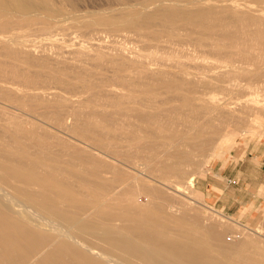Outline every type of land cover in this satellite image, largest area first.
<instances>
[{"label": "bare ground", "instance_id": "6f19581e", "mask_svg": "<svg viewBox=\"0 0 264 264\" xmlns=\"http://www.w3.org/2000/svg\"><path fill=\"white\" fill-rule=\"evenodd\" d=\"M170 1L153 12L146 2L92 12L76 8L75 0H0V132L6 128L20 139H8L6 148L0 144V264H264V223L252 228L235 221L239 241L223 243L221 211L210 206L202 214L186 187L155 179L187 173L186 159L171 161L168 150L175 147L180 156L182 147L198 146L208 128L201 122L208 103L201 101L216 103L226 89L264 85V43L242 45L227 26L229 14L207 8L227 3L200 0L207 9L182 11L174 5L184 0ZM98 25L111 32L131 28L141 43L134 47L145 53L122 46V38L114 44L117 36L99 35ZM25 27L43 32L46 40L35 45L24 39ZM109 40L117 54L133 53V79L131 65L110 55ZM163 49L174 57L154 59L153 52ZM104 64L119 75H96L88 67ZM134 83L179 93L132 96ZM172 101L200 104L194 110ZM245 101L238 139L259 142L264 128L253 123L264 118V103ZM230 134L218 145L232 141L236 133ZM118 136L128 145H120ZM31 148L35 158L27 155Z\"/></svg>", "mask_w": 264, "mask_h": 264}, {"label": "rangeland", "instance_id": "374dc122", "mask_svg": "<svg viewBox=\"0 0 264 264\" xmlns=\"http://www.w3.org/2000/svg\"><path fill=\"white\" fill-rule=\"evenodd\" d=\"M88 1H89V3L86 4ZM165 1L164 0H96V1L95 0H85V1L84 0H75L74 6L76 8H79V9L82 8L83 11H92L93 12V11H96L97 9H104V8L110 7L112 5L124 3V2H129V3L132 2L135 7L140 6L138 3L146 2L148 4V8L151 7V5H152V7L154 5L153 10L149 9V10H147V12H153V11H155L161 7L171 6V4L174 3V1H170V0L169 1L165 0ZM184 1H186V2L189 1L190 3L189 2L186 3ZM184 1H183L184 4L181 3V5H178V4L174 5L175 8L180 9L182 11H184V10L187 11V9H188V11H190V10L195 11V10L208 8V9L212 10L214 14H216V13H219V14H221V13L226 14L227 13V14H229L228 15L229 19L226 21L227 26H230L232 24L231 27L233 28V30L231 29V35L236 37V38L239 37L240 38V39H238L239 41H241L243 39L244 43L240 42L242 45H247L246 43L250 42L251 45L254 44L255 46H260V45H262V43H264V41H262V40H264V15H262V14H264V12H263L264 11V4H263L264 0H217L218 4H223V3H227V4L226 5L211 6L212 9L210 6L209 7L207 6V8L205 6H202L200 0H188V1L184 0ZM77 3H79V4H77ZM157 3L160 5H158ZM232 3H234V4L232 5ZM156 4H157V7L155 6ZM236 4H238L239 6ZM220 6H221L222 10H221ZM114 7H116V6H114ZM202 7H204V8H202ZM223 9H225V10H223ZM227 10H229V11H227ZM233 13H235V14H233ZM257 13H260V15L258 16ZM219 14H217V15H219ZM238 14L240 16H238ZM232 15H234V17L237 16L238 18L237 17L234 18ZM249 15H250V19L248 17ZM230 16L233 18H230ZM127 17L130 20L131 17H133V15L131 16V14H128ZM252 18H254L255 21ZM163 20H164V18L158 17V18H156L155 21L156 22L158 21L160 24L161 22L162 23L164 22ZM243 20H246V22L244 21L246 24L243 22ZM250 20L251 21L253 20L254 22L253 21L251 22ZM248 21H249V24L247 25ZM237 22H239V23H237ZM255 22H257V24H255ZM259 22H260V24H259ZM261 22H262V24H261ZM118 23L119 24L121 23L123 25L124 22L121 21ZM234 23H236L235 25L240 24V26H235ZM243 23L245 24L246 27L243 26L244 25ZM251 24H253V25H251ZM262 25H263V27H262ZM254 26L255 27L260 26L258 29L261 31V33L259 30L255 29ZM98 27H100V28H98ZM98 27H96V28H98V30H101V31H99V35L103 36L104 34H109L110 39H111V35H113L112 36L113 38H115L116 36L118 37V38L116 37V39H118V41H115V43L111 40H109V42L108 41L104 42L105 45H107L106 47H108V48L113 43L116 45H120L122 43V46L124 44L125 45L127 44L126 46H133V47H134V44L135 45L137 44L136 46L141 45V43L138 40H134L137 37L135 35V32H133V31L131 32V28H129V27H122L121 30H123L124 32L120 31V30H118L116 32H111L108 30L109 26H106V25H98ZM27 29L28 28H26V27L20 29V31L23 30L22 32L26 31L25 33H23L25 36L24 39L35 42L34 43L35 45H39L41 42H44L46 40V35H44L43 32H39V31H36L34 29H28V30ZM82 31L84 33L85 32L89 33V31L91 32L92 29L88 30L87 28H83ZM233 31H235V32H233ZM249 31H250V33H249ZM246 33H247V35H246L247 40L245 41V34ZM122 34H124L126 37L124 35L122 36ZM129 34H131V35L129 36ZM236 34H237V36H236ZM240 34H241V36H240ZM248 34H250V35H248ZM93 36H95V37H93L95 40L96 37L98 36V34H97V36L96 35H93ZM123 37H125L126 40H124L125 38L123 39ZM134 37H136V38H134ZM242 37H244V38H242ZM259 37H260V39H259ZM120 38L123 39V41L121 39V43H119ZM255 38H256V40H255ZM261 38H263V39H261ZM250 39H252V41ZM254 40L255 41L260 40L261 42L256 43V42H254ZM89 41H92V39H90ZM113 45H112V47H113ZM116 45H114V46H116ZM248 46H249V44H248ZM140 47H139V49H141V52H139V49L137 50L138 47H136V48L134 47L135 52H137L138 54H144L145 51H143L142 48H140ZM109 50H111V49H109ZM112 50H113V53L110 54L111 56H114V57L118 56V58L122 57L123 61H125L127 64L131 65V79H133V76H134L133 71H135V68H137L136 67L137 64L135 65V63H134L135 58H133V59L131 58V55L133 53H130L131 55H129V54H127L128 50L126 51V56L127 57L130 56V57H128L130 59H128L125 56V54H123V55L117 54L114 51V47L112 48ZM159 51L160 52H158V50L153 52L154 57L152 55H150V58L153 57L154 59H158V60L159 59H165L168 61V56H169V58L173 56V55L170 56V54L167 53V50L163 49V50H159ZM162 51H164L165 52L164 54H166V55H163ZM91 52L94 54L95 51H91ZM156 52H157V54H156ZM146 53H147V51H146ZM147 54H149V53H147ZM154 54L158 55V57H155ZM159 54H160V57H159ZM34 56H37V55L35 54ZM88 67L94 73L97 72V73H95L96 75H107L110 77H112L114 75L115 77L113 76V78H116L119 75L118 72H116L115 70L113 71V69L110 68L109 64H104V66L102 65L99 67L98 66H96V67L88 66ZM102 67H104V68H102ZM126 71L127 72H125V73H128V70H126ZM132 88L134 89V90H132L133 92L131 91L132 96H143V95H145L147 98L155 96V98L158 99L160 97H164L165 94L168 95L171 93H173V94L179 93L177 90H171L170 91V90H164V89H156L155 90V89H152L150 87L145 88L142 85L140 86L137 83L132 84ZM148 92L150 93V95L148 94ZM160 93H161V95H160ZM220 96H221V99H218L216 103L215 102L212 103L210 101L209 102L208 101H201V104H203V105H205L206 102L208 103L205 105L206 107L207 106L208 107H207L206 113H204V115H203V119L201 120V122H203V124H207L208 128H205L203 134H201L199 136V139L197 140V142H198V144H197L198 146H196L197 148L195 146L194 147H182L183 149H181V150H183V151H182L180 156L173 152L175 150V147L172 148L173 150L171 148H170L171 150L170 149L168 150L169 155L173 156V159L171 161L182 160V158L186 159L184 167H185V169H187V173L185 174V176L183 178H176V177L174 178L173 176L170 175L171 173L165 172L166 174H169V177H162V178L157 177L155 179L157 181H160V179H161L162 180L161 182L168 184V185H174L177 183V184L182 185L183 187H186L185 191L192 193L191 194L193 196L192 198H195L194 199V200H196L195 203H196L197 207L199 208L198 211L200 210L199 212L202 214H205V213L208 214L209 209L207 207H210V206L217 211H221L222 214H224V217L221 219L222 220L224 219V220L223 221L220 220L219 225L223 224V225L227 226V229L225 230L224 234L222 235L223 243H227V244L233 243L234 244V243H237L240 239L239 234L236 232V230L239 227L238 223L249 224V225H251V224L253 225V223H254L257 226H263V223H264V216H263L264 214H261L262 213V207L264 206V136H262V138L259 140V142H258V137H255L254 139L250 140L248 143H246L242 139L241 140L238 139L239 135H240L239 137H241L244 134L243 125L240 124V122H239L241 120V116H242L240 109L243 106H245L243 104V102H246L245 101V98H246L247 103H250L251 100L249 101V99L254 98V99L258 100L259 102L264 103V85H258L257 87H251V88H246V89H241V90H236L233 88L232 89H226V91L224 90L223 93L220 94ZM228 100L231 102H229ZM225 101H228L229 104H226ZM235 102H237V103L240 102L241 104L239 103V104L235 105ZM179 103L184 104L186 106L189 105L194 110H196V108H198V105L200 104V103H198V101H193L190 103L185 102V101H178V102L172 101V102H170L169 105H171V104L181 105ZM209 103L210 104L212 103V104L210 105ZM189 106H187V107H189ZM224 107H225V109H224ZM213 108H217L219 111L217 109H213ZM226 108H229V109L226 110ZM211 109H212V111H211ZM226 111H229V112H227V114H226ZM184 112L186 113L187 109ZM246 118L252 119V120L254 119L251 116H246L245 119ZM245 119H244V121H245ZM261 124H263V126ZM253 125L255 127L254 129H256V130L260 127H261V129L264 128V118H262V120H260V119L256 120L255 119ZM214 127L216 128V131L212 130ZM237 131H238V133H237ZM1 132H3V133H1ZM1 132H0L1 133L0 134V144L2 145V147H4V146H5V148L7 147L8 139H11V141L12 140L13 141H17V140L20 141L19 138L17 139L13 135V133L10 130H7L6 128H2ZM230 132L236 133V135L233 136L232 141H230V139H227V141L229 143L225 140L224 141V143L226 142L225 144L222 142L223 144L218 145V140L220 142L221 136L226 135V134L231 135ZM118 133L121 134L122 136H124V134H126L125 132H118ZM6 134H8V137L6 136ZM210 134L212 135V137H210ZM217 135H219V137H217ZM201 136H203V137H201ZM120 138H122V137L118 136V140H117V142L120 145L121 144L122 145H124V144L128 145V143L123 138L122 139H120ZM210 138H211L210 144L208 143L207 145L204 146L203 145L204 141H207ZM102 140L104 143H106L105 141L110 142V140H112V139H102L101 138V141ZM51 147L54 148L55 146L51 145L50 148ZM211 147H213V148H211ZM218 147H220V148H218ZM17 150L15 148L11 149V151H17ZM184 151H186V152H184ZM210 152L214 153V155ZM27 153H29V154H27L28 157H31V158L36 157L32 148L29 149ZM191 153H193V154H191ZM204 156L207 158H205ZM190 157H191V159L193 158L194 160H191ZM153 168L154 169L156 168L157 172L161 171V168L158 164L154 165ZM199 170H201V171H199ZM194 172H195V176L192 177L191 174ZM153 174H155V172ZM167 180L168 181L170 180V182H168ZM149 182H150V184H154V185H157V183H158L155 181L151 182V180ZM158 185H160V184H158ZM124 202L126 203V201H124ZM200 205H201V207H200ZM206 205H208V206H206ZM258 212L260 213V215ZM216 217H217L216 219H219L218 216H216ZM258 219H259V221H258ZM226 221H228L229 223ZM235 221H237L238 223H236ZM215 222H217V221H215ZM217 224H218V222H217ZM252 225H251V227H252ZM256 225H253L252 228L256 227ZM235 226H237V228H235Z\"/></svg>", "mask_w": 264, "mask_h": 264}]
</instances>
